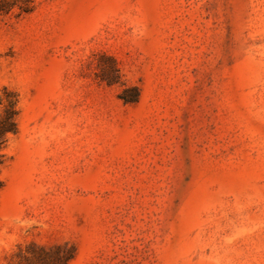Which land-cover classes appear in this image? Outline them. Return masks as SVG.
<instances>
[{
    "label": "rangeland",
    "instance_id": "rangeland-1",
    "mask_svg": "<svg viewBox=\"0 0 264 264\" xmlns=\"http://www.w3.org/2000/svg\"><path fill=\"white\" fill-rule=\"evenodd\" d=\"M0 264H264V0H0Z\"/></svg>",
    "mask_w": 264,
    "mask_h": 264
},
{
    "label": "trees",
    "instance_id": "trees-1",
    "mask_svg": "<svg viewBox=\"0 0 264 264\" xmlns=\"http://www.w3.org/2000/svg\"><path fill=\"white\" fill-rule=\"evenodd\" d=\"M14 113L12 111L8 112L5 119L0 123V137L7 131L13 130L14 122L13 117Z\"/></svg>",
    "mask_w": 264,
    "mask_h": 264
}]
</instances>
